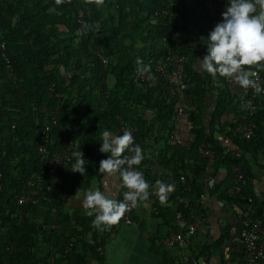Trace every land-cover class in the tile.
<instances>
[{
	"label": "trees",
	"instance_id": "1",
	"mask_svg": "<svg viewBox=\"0 0 264 264\" xmlns=\"http://www.w3.org/2000/svg\"><path fill=\"white\" fill-rule=\"evenodd\" d=\"M204 2L104 0L98 6L87 0H65L61 5H56L55 0H0V264H87L89 254L96 264L105 263L103 252H98L97 247L104 245L106 228L101 231L92 226L95 214L75 217L73 225L63 212L67 193L63 185L69 177L82 179V174L70 168H60L50 176L44 173L48 159H41L36 148L39 131L49 114L55 115L57 124L49 131L48 151H58L72 143L83 152L86 173L94 178L102 174L99 162L110 155L99 151L101 133L110 129L121 135L118 119L132 125L134 144H139L145 153V159L135 169L142 171L145 178L146 152L155 130L145 113L152 111L158 133L164 136L160 156L178 183L170 205H156L157 216L173 231L185 233L174 220H181L186 227L192 221L190 216L205 214L198 204L203 185L191 184L184 190L179 181L182 173L193 172L196 176L205 171L207 161L198 156L201 143L215 151L210 166L223 167L227 172L225 187L215 192L219 200L229 199L226 186L232 179V165L241 163L244 168L245 154L255 158L263 152L264 96L258 97L248 90L255 102L248 120L256 123L257 129L251 140H238L233 136V127L243 116L247 118V111L243 112V107L233 102L227 77L219 73L213 77L199 66L207 54V36L218 23V19L206 14ZM157 8H165L168 14L165 17L155 14ZM80 12L83 27L78 21ZM96 24L98 28L94 27ZM85 25L90 27L86 34H81L78 30ZM164 33L166 42L162 40ZM190 34L195 45L188 42ZM93 42L98 43V49L108 59L106 66L94 53ZM167 45L186 58L184 70L192 91L189 116L193 140L189 147L168 143L176 127L174 116L180 111L178 94H170L171 77L148 83L134 72L152 74ZM207 95L214 97L210 107ZM87 105L92 112L87 108L83 118L79 112ZM238 105L241 107L237 109L238 121L222 125L223 116L235 113ZM84 126L87 133L78 137L75 128ZM214 133L225 134L240 153L225 152L214 142ZM74 136L77 143L69 142L74 141ZM172 150L170 163L167 157ZM74 163L75 160L70 165ZM34 172L41 175L35 187L36 201L19 205L17 197L26 190V181ZM52 178L56 183L48 187ZM242 190L248 193L244 187ZM125 192L121 180L119 201H123ZM234 202L243 212L246 203L241 199ZM256 211L264 226V211L258 208ZM35 219L44 220L40 228H36ZM186 241L189 242V236ZM217 244L212 245V251L217 250ZM38 248H44V253L39 254Z\"/></svg>",
	"mask_w": 264,
	"mask_h": 264
},
{
	"label": "crops",
	"instance_id": "2",
	"mask_svg": "<svg viewBox=\"0 0 264 264\" xmlns=\"http://www.w3.org/2000/svg\"><path fill=\"white\" fill-rule=\"evenodd\" d=\"M188 42L192 45L196 43L191 34L188 35ZM261 63L264 64V62ZM244 68L246 71H260L264 74V69L258 67V71L256 65L251 67L244 66ZM230 88L234 103L239 104L242 99L251 95L250 93L248 94V88H242L234 79L232 84H230ZM205 98L207 107H210L214 97L207 95ZM179 100L182 115L180 120L176 122L177 128H175L177 129L176 131L181 142L175 143L169 136L168 143L172 146L178 144L182 147H189L193 138L190 134V127L185 125L184 122L186 117L190 115L192 109L191 89L189 88L188 91L181 94ZM237 107L234 110L235 113L230 112L223 116L221 120L222 125L238 121L237 109H241V107L239 105ZM87 108H90L89 111L92 112V107H88V105L82 106L79 112L81 117H85L84 112ZM242 110L246 112L244 107ZM145 115L148 118L149 124L155 128L151 134L152 142L146 152L147 159L145 163V169H147L145 180L150 185V194L147 201L138 202L137 206L133 207L130 224H125L121 218L118 223L111 226L105 225L100 229L102 231L103 228H106V237L102 250V255L105 258L104 264H183V253H186L191 258V264H224L225 260H230L232 264H264V260L247 261L243 254L241 239L236 234L229 232V228L232 225H238L241 210L230 198L226 201H221L217 197L215 190L225 187L223 180L227 178V172L220 166L217 168L215 166L211 167L210 171L194 176L193 185L198 186L202 184L204 187L203 193L206 195L204 205L205 214L199 221L195 233L189 236V242H187L186 247L184 249H169L161 243V240L173 230L165 225L157 216L156 205L169 206L170 199L178 188V183L176 182L175 175L165 168L168 163H165V160L160 156L163 153L164 136L158 133L156 116L150 110L146 111ZM91 122L93 121L91 120ZM108 130L114 135H118V132ZM87 131V126L75 128V133L78 137L85 135ZM232 133L233 136H237L238 140H242L234 131ZM74 139H77V137L74 136ZM69 142L77 143L76 140ZM214 142L222 146L225 152L240 153L235 142L231 141L225 134L214 133ZM173 156L174 151L172 150L167 157L170 159V163H172ZM244 170V190L252 196L256 209L258 208L264 211V149L255 158L250 157L249 154H245ZM188 173L191 172H186L185 175ZM87 176L88 178H85ZM66 180L65 185H63L67 192L64 197L65 206L63 212L67 215V221L70 224H73L75 217L87 216L85 214L86 210L83 208V200L85 192L89 189L95 190L99 188L109 198L121 202L118 198V191L121 186L119 173L113 175L102 173L98 178H94L85 173L82 179L69 177ZM157 180L170 183L174 186V190L168 195L164 203H161L157 195ZM80 181L82 183L81 186H79ZM230 185L231 179H229L226 186L227 195ZM43 223L44 220H34L36 228H40ZM173 223L185 229L186 223L184 224L181 220H174ZM225 235L226 237H224ZM86 237L90 239V234L87 233ZM220 239H223V241L219 242L218 240ZM216 242H218L217 250L212 251L211 247ZM200 249L203 251H199ZM36 251L39 254H43L44 248H38ZM200 252L203 254H199ZM87 264H96L93 255L89 254Z\"/></svg>",
	"mask_w": 264,
	"mask_h": 264
},
{
	"label": "clouds",
	"instance_id": "3",
	"mask_svg": "<svg viewBox=\"0 0 264 264\" xmlns=\"http://www.w3.org/2000/svg\"><path fill=\"white\" fill-rule=\"evenodd\" d=\"M98 6L104 0H87ZM65 0H55L56 5ZM222 21L217 23L207 36V54L200 60L203 71L220 76L229 77L247 89L252 87L257 93L264 91L252 79L254 72L246 71L244 66L264 69V0H229L226 11L222 13ZM98 24L94 27L98 28ZM89 25H85L81 34H86ZM139 64L140 61L138 60ZM248 105H242L247 107ZM102 153H109L107 158L99 162V171L108 175L119 173L122 184L129 189L124 193L121 202L103 193L99 188L89 189L84 194L83 208L89 217L95 214L92 226L101 229L119 222L129 207H136L138 202L147 201L149 197V183L140 170L133 168L145 159V153L139 144H134L133 134L127 128L122 135H114L108 129L101 133ZM134 153L131 157L124 156L125 151ZM75 163L70 167L73 172L84 176L87 172L86 159L81 150L73 152ZM127 164V168L123 166ZM157 195L161 203L166 202L174 186L163 181H156Z\"/></svg>",
	"mask_w": 264,
	"mask_h": 264
},
{
	"label": "built area",
	"instance_id": "4",
	"mask_svg": "<svg viewBox=\"0 0 264 264\" xmlns=\"http://www.w3.org/2000/svg\"><path fill=\"white\" fill-rule=\"evenodd\" d=\"M228 3L229 0H205L203 6L207 15L212 18H216L221 22L223 19L222 13L226 11V5H228ZM155 14H159L165 17L168 14V11L165 8H157ZM82 18V13L80 12L78 14V21L81 24ZM162 40L164 42L167 41L166 33L163 34ZM93 44L96 46V48L94 49V53L101 60L103 66H106L108 63V59L98 49V43L93 42ZM1 47L4 48V44H1ZM185 59L186 58L184 55L173 52L172 49L167 45L162 61L155 66L152 74H147L146 72L140 70H135L134 72L142 81H146L148 83H156L159 82L160 79H163L165 77H171L169 87L170 94H178V97H180V95L188 91L191 86L184 70ZM252 72L255 73L252 79L261 89H264V75H261L257 71ZM227 82L229 84H232L233 79L227 77ZM248 90H251L259 97L264 96V91L257 93L252 87H249ZM239 105H248L247 107H244L247 111V118L246 116H244L241 122L236 123L233 127V131L238 134L242 140L249 141L254 136V132L257 129L256 123L248 120V117L253 115L255 109V102L253 96L249 95L246 98L242 99L239 102ZM181 115V111H178L175 114L174 119L176 122L180 120ZM118 123L119 133L121 135L123 134L124 129L127 128L132 132L134 138L135 129L132 125L128 124L122 119H118ZM184 123L189 127L192 126V120L190 116L186 117ZM56 124L57 118L55 117V115L49 114L47 123L43 125V127L39 131L38 145L36 148L41 159H48L46 171H44V173H47L48 176L56 173L60 168H70L72 166L70 165L71 162L75 160L72 155L73 152L79 151L74 148L72 143L68 144L66 147L58 151H48V144L50 138L49 131L51 127L55 126ZM176 128L171 131L170 138L173 142L180 143L181 140L177 134ZM198 153L202 158H205L207 161V166L204 172L210 171V164L215 158V151L209 145L201 143L198 146ZM132 155H134V153H131L127 150L125 151V156L131 157ZM127 167V164L123 166V168ZM132 167L135 168V165H133ZM231 171L232 179L231 185L228 190V196L233 201L236 199L243 200L246 203V207L243 212H240L238 225H232L229 228V232L231 234H236L241 239V242L243 244V254L247 261L254 262L256 260H264V226L262 222V216L257 215L256 207L252 196L248 193H244L242 190L245 180V172L243 165L241 163L233 164L231 167ZM194 176L195 174L193 172L188 173L187 175H185L184 173L180 174L179 181L184 186V190H188L190 188V185L193 184L192 182ZM39 179H41V175L39 172H34L29 176L25 184L26 190L17 197V203L19 205L33 204L36 201V195H38V190L35 187ZM54 183H56V179L52 178L48 187ZM127 191L130 190L126 188V192ZM205 199L206 195L202 193L198 199V204L201 206V208H204ZM179 200L181 202H185V200L182 198ZM132 209L133 207L130 206L129 210L126 211L122 217V220L125 224L131 223ZM190 218L192 221L185 227V233H182L180 231H172L161 240V243L169 249H184L187 245L186 236H191L195 233L197 225L202 218V215L198 214L195 217L190 216ZM102 250L103 246L99 245L97 247V251L101 253ZM182 262L183 264H191V258L186 253H183ZM224 264L232 263L230 260H225Z\"/></svg>",
	"mask_w": 264,
	"mask_h": 264
}]
</instances>
